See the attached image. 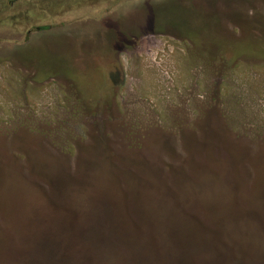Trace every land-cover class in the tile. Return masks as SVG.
Returning a JSON list of instances; mask_svg holds the SVG:
<instances>
[{
  "label": "rangeland",
  "instance_id": "374dc122",
  "mask_svg": "<svg viewBox=\"0 0 264 264\" xmlns=\"http://www.w3.org/2000/svg\"><path fill=\"white\" fill-rule=\"evenodd\" d=\"M120 178L264 252V0H0V255Z\"/></svg>",
  "mask_w": 264,
  "mask_h": 264
},
{
  "label": "trees",
  "instance_id": "16d2710c",
  "mask_svg": "<svg viewBox=\"0 0 264 264\" xmlns=\"http://www.w3.org/2000/svg\"><path fill=\"white\" fill-rule=\"evenodd\" d=\"M123 174L127 181L136 177L132 169L126 170ZM123 180L120 178V185L124 189H120L125 193V198L120 199V210L112 204L111 199L106 198L101 201L103 208L100 214L90 215L91 217H95L96 214L97 217L105 215L106 228L109 229L107 233L102 234L108 235L115 246H120V264H147L136 252L138 247L141 248L146 261L150 257L151 264H165L166 261L168 264H264L263 251L252 250L243 245L246 236L212 231L186 232L184 229V226H188L186 221L177 222L172 220L173 216L157 220L151 218L154 213L142 214L137 209L136 194H131L136 193L137 188L134 184L131 187ZM167 205L168 202L160 198L158 204H154L153 207L163 211ZM90 216L87 220L91 218ZM40 221L44 225L41 218ZM56 225L57 228L52 229L51 226L47 231L55 233L59 228V225ZM163 226L167 229L161 230L160 227ZM73 248L80 252L84 250L85 245L79 242L75 243ZM16 252L17 250L12 248L8 256L3 253L0 259L5 258L7 261L10 257H15Z\"/></svg>",
  "mask_w": 264,
  "mask_h": 264
},
{
  "label": "water",
  "instance_id": "95a60500",
  "mask_svg": "<svg viewBox=\"0 0 264 264\" xmlns=\"http://www.w3.org/2000/svg\"><path fill=\"white\" fill-rule=\"evenodd\" d=\"M157 211L152 207V213ZM97 216L98 214L95 217L90 216L91 218L83 223H73L71 227L70 223L64 220L60 222L55 233L48 232L42 224H39L40 234L36 231L28 235L24 233L22 249L16 252L15 257H10L5 264H120V246H115L108 235L102 234L107 233L109 229L106 228V217L103 214L101 217ZM151 218L159 220L168 217L152 215ZM172 220L178 219L172 218ZM62 224L65 227H62ZM180 228L176 229L181 230ZM160 229L165 230L167 227L163 226ZM79 242L85 245L84 250L80 252L73 248V245ZM136 252L145 263L151 264L150 257L147 261L144 259L140 247ZM165 264L168 262L166 261Z\"/></svg>",
  "mask_w": 264,
  "mask_h": 264
}]
</instances>
